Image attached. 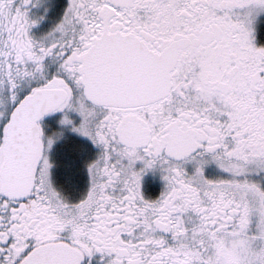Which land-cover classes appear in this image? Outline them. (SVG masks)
Segmentation results:
<instances>
[{"label":"snow or ice","instance_id":"6c2138e0","mask_svg":"<svg viewBox=\"0 0 264 264\" xmlns=\"http://www.w3.org/2000/svg\"><path fill=\"white\" fill-rule=\"evenodd\" d=\"M0 264H264V0H0Z\"/></svg>","mask_w":264,"mask_h":264},{"label":"flooded vegetation","instance_id":"af4514ba","mask_svg":"<svg viewBox=\"0 0 264 264\" xmlns=\"http://www.w3.org/2000/svg\"><path fill=\"white\" fill-rule=\"evenodd\" d=\"M149 182H151V178H149ZM153 190H155V186H153Z\"/></svg>","mask_w":264,"mask_h":264}]
</instances>
